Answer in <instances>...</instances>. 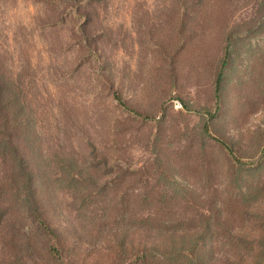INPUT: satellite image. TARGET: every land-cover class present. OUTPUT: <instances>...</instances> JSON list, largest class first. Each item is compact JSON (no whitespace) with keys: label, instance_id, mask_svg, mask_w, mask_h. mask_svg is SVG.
<instances>
[{"label":"rangeland","instance_id":"1","mask_svg":"<svg viewBox=\"0 0 264 264\" xmlns=\"http://www.w3.org/2000/svg\"><path fill=\"white\" fill-rule=\"evenodd\" d=\"M196 1L0 0V98L57 234L1 165L0 264H264V13Z\"/></svg>","mask_w":264,"mask_h":264},{"label":"trees","instance_id":"2","mask_svg":"<svg viewBox=\"0 0 264 264\" xmlns=\"http://www.w3.org/2000/svg\"><path fill=\"white\" fill-rule=\"evenodd\" d=\"M195 3L196 0H189ZM200 0H197L198 2ZM218 2V4H225L228 0H214ZM255 4L257 5L256 10H261L264 13V0H254ZM228 29L231 28L228 26ZM228 57V43L225 45L223 49V53L220 57V63L218 71L215 75V79L213 82V108H202L200 109L201 113H204L207 118H211L216 110L219 108V102L221 99V81L223 75V69L226 64ZM3 91L2 85L0 84V94ZM118 103L129 113L137 116L143 120H153L154 118L150 114H143L137 110H134L127 106L125 102L118 99ZM6 102L0 98V166L3 165L8 169V174L6 180L2 187L6 188L15 202L13 205L10 206V209L13 211L14 204H18L20 209L24 212V217L26 221L32 222L34 227L42 232L45 235L46 247L50 255H54L57 253L56 246L52 241L54 238L57 237L55 230L45 222L42 218V214L40 211V206L38 204V200L36 199L35 194V186H34V169L32 165L29 163V154L32 151H27L19 148L13 139H19V136L14 134V131L18 132L20 126V118L11 119L10 116L6 115ZM14 122L13 128L14 131L11 132L9 125ZM209 125L207 121L203 124V131L207 132L208 135L211 137L209 133ZM213 137V136H212ZM216 142L219 143L221 147L224 148L225 152L232 158L235 159L233 156V152L231 147L222 139L218 137H213ZM240 161V160H238ZM12 202V201H11ZM21 212V210H20ZM18 212V214L20 213ZM145 248L144 245L137 246L134 254L136 256L144 255ZM264 259V251L262 255Z\"/></svg>","mask_w":264,"mask_h":264}]
</instances>
